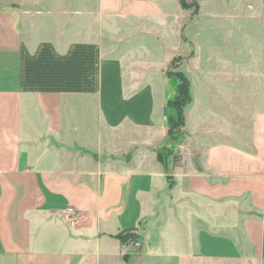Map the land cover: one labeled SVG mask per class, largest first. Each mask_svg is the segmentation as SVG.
Segmentation results:
<instances>
[{"label":"crops","instance_id":"obj_1","mask_svg":"<svg viewBox=\"0 0 264 264\" xmlns=\"http://www.w3.org/2000/svg\"><path fill=\"white\" fill-rule=\"evenodd\" d=\"M61 8L0 0V264H264V70L202 60L179 0ZM187 41L174 142L180 81L164 72ZM164 147L177 163L158 162ZM123 232L139 255L122 254Z\"/></svg>","mask_w":264,"mask_h":264},{"label":"rangeland","instance_id":"obj_2","mask_svg":"<svg viewBox=\"0 0 264 264\" xmlns=\"http://www.w3.org/2000/svg\"><path fill=\"white\" fill-rule=\"evenodd\" d=\"M68 1L60 0L62 8L56 11L63 18H67L69 12ZM183 3L187 6L186 10L189 11L190 18L199 20L198 26L194 27L198 29V35L195 38L197 39L196 43L200 47L202 46L199 48V56L202 60L205 59V56L208 58L213 56L215 59H228L233 67L244 68L253 59V67L264 70V0H183ZM149 7L152 9L151 6ZM42 12H46L44 13L45 17H51V15H47L50 14V9ZM49 24L43 29V32L52 30V22ZM41 33L42 30L39 34ZM187 43L189 44V53L175 56L168 62L164 72L167 77L175 76L176 73L185 76L184 72L191 71L194 66V46L190 41ZM165 44L167 49L178 51V46L171 38ZM201 67L205 70H211L213 67L220 69L217 64L210 63L208 59L201 64ZM236 78L238 76L233 74L231 80H238ZM194 94L196 98L201 97L199 89H194ZM184 138V134L178 136L180 142ZM174 151L172 148L163 151L162 155H166L167 160L172 159L174 163H177L179 160L174 155ZM140 251L141 249L125 255L136 256L141 253Z\"/></svg>","mask_w":264,"mask_h":264},{"label":"trees","instance_id":"obj_3","mask_svg":"<svg viewBox=\"0 0 264 264\" xmlns=\"http://www.w3.org/2000/svg\"><path fill=\"white\" fill-rule=\"evenodd\" d=\"M180 5L183 9H186L187 6L184 5L183 0H179ZM168 74V73H167ZM175 76L180 81L178 85V95L174 101L169 103L175 112L176 119L170 120V126L167 131L168 138L171 141L179 142L178 136H183V127H184V114L183 110L186 106H188L191 102L190 92H189V81L187 78L181 73H176ZM172 148L164 147L160 152L157 153L158 162L165 167L167 156L162 155L163 151H168ZM120 236V235H119ZM122 240V237L120 236Z\"/></svg>","mask_w":264,"mask_h":264},{"label":"built area","instance_id":"obj_4","mask_svg":"<svg viewBox=\"0 0 264 264\" xmlns=\"http://www.w3.org/2000/svg\"><path fill=\"white\" fill-rule=\"evenodd\" d=\"M64 216L68 220H72L77 216V211L73 208H67L64 211ZM121 252L122 254H127L130 252L139 251L142 247L139 239L131 232H123L121 234Z\"/></svg>","mask_w":264,"mask_h":264}]
</instances>
